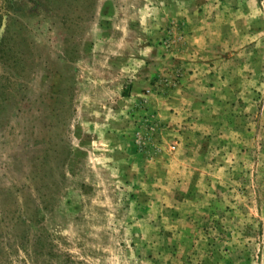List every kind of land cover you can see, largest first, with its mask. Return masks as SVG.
<instances>
[{"label":"rangeland","instance_id":"rangeland-1","mask_svg":"<svg viewBox=\"0 0 264 264\" xmlns=\"http://www.w3.org/2000/svg\"><path fill=\"white\" fill-rule=\"evenodd\" d=\"M0 264H264V0H0Z\"/></svg>","mask_w":264,"mask_h":264}]
</instances>
